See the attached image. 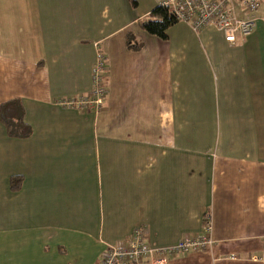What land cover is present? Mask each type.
Here are the masks:
<instances>
[{
  "label": "crops",
  "instance_id": "crops-1",
  "mask_svg": "<svg viewBox=\"0 0 264 264\" xmlns=\"http://www.w3.org/2000/svg\"><path fill=\"white\" fill-rule=\"evenodd\" d=\"M134 1L0 0V104L31 128L0 123V264H100L137 227L201 236L206 213L211 246L166 264H264V0L234 43L182 21L151 35L160 0ZM100 51V108L58 104L90 94Z\"/></svg>",
  "mask_w": 264,
  "mask_h": 264
},
{
  "label": "built area",
  "instance_id": "built-area-1",
  "mask_svg": "<svg viewBox=\"0 0 264 264\" xmlns=\"http://www.w3.org/2000/svg\"><path fill=\"white\" fill-rule=\"evenodd\" d=\"M159 6L167 7L177 21L186 22L195 30L209 25L216 27L229 43H234L238 37L249 35L257 19L253 15L257 9V0H160ZM105 65V57L98 53L91 71L90 94L62 99L58 104L78 109L90 105L93 110H98L105 97L102 80ZM202 229L204 234L201 236H184L172 245L152 246L145 242L142 228L137 227L124 244L107 245L101 252L100 264H166L167 257L178 252L195 251L211 246L213 240L210 213L204 215Z\"/></svg>",
  "mask_w": 264,
  "mask_h": 264
},
{
  "label": "trees",
  "instance_id": "trees-1",
  "mask_svg": "<svg viewBox=\"0 0 264 264\" xmlns=\"http://www.w3.org/2000/svg\"><path fill=\"white\" fill-rule=\"evenodd\" d=\"M130 3L134 5L135 1L130 0ZM255 11L253 13L254 16ZM176 22V18L167 7L155 6L148 16L140 22V25L147 33L163 39L167 36V29ZM132 41L133 36L128 34L127 45L130 48L138 47L137 43ZM23 118L24 109L19 99H10L0 104V123L5 127L9 137L26 138L31 134L30 126L24 122ZM21 181V176L10 177L13 189H17Z\"/></svg>",
  "mask_w": 264,
  "mask_h": 264
},
{
  "label": "rangeland",
  "instance_id": "rangeland-1",
  "mask_svg": "<svg viewBox=\"0 0 264 264\" xmlns=\"http://www.w3.org/2000/svg\"><path fill=\"white\" fill-rule=\"evenodd\" d=\"M184 23H186V22H184ZM186 24H188V23H186ZM192 28V27H191ZM193 29V28H192ZM200 29H202V28H198L197 30H195V29H193L194 31H199ZM168 32H170L171 31V29H168L167 30ZM176 31L178 32V33H180V28L179 27H176ZM181 34V33H180ZM101 52V51H100ZM102 53V52H101ZM102 55H103V53H102ZM107 72V63H106V65L104 66V70H103V76H104V74ZM102 80H103V77H102ZM106 88V86H105V84H104V89ZM105 92H106V90H105ZM78 108V107H77ZM63 156H62V154L61 155H59V157L58 158H55L54 159V161L56 162V163H59L58 162V160H60L61 158H62ZM124 242H125V240H122V241H117L116 243H121V244H124Z\"/></svg>",
  "mask_w": 264,
  "mask_h": 264
},
{
  "label": "bare ground",
  "instance_id": "bare-ground-1",
  "mask_svg": "<svg viewBox=\"0 0 264 264\" xmlns=\"http://www.w3.org/2000/svg\"><path fill=\"white\" fill-rule=\"evenodd\" d=\"M87 106H89V105H86V106H84L83 108H85V107H87Z\"/></svg>",
  "mask_w": 264,
  "mask_h": 264
}]
</instances>
